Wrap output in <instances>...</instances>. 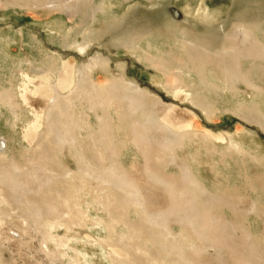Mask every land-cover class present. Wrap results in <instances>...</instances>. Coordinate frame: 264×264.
Here are the masks:
<instances>
[{
    "label": "rangeland",
    "instance_id": "obj_1",
    "mask_svg": "<svg viewBox=\"0 0 264 264\" xmlns=\"http://www.w3.org/2000/svg\"><path fill=\"white\" fill-rule=\"evenodd\" d=\"M94 3L98 6L103 4L107 9L99 10L97 18L86 17L85 8L88 4H85L84 8L80 10L67 14L60 10L46 11L44 8L19 6L0 0V93H6H4V98L0 97L2 100H0V264H73L69 256H80L81 264H114L115 261H112L114 255L111 254V251L118 250L127 257L130 254L128 252L132 249L149 251L151 254L148 257L149 261L144 264H259L261 254L264 252V246H262L264 245V162L258 165L257 162L250 161V158L246 156L245 162L242 163L239 154L233 156L232 160L229 158L226 162L221 160V155L226 151L227 145L234 139L239 140L264 160V127L255 121H249L238 110L239 105L251 104V101L255 100V94L243 80L236 82L235 91H226L221 93L222 96L212 92H202L200 90L203 86L201 79L193 69L190 53L186 52L181 41L191 38L200 40V44H203L201 46L204 47L212 44L211 48L210 46L206 47L209 51L213 46L216 48L215 45H219L220 48L224 43L236 46L234 36H231L234 34L236 23L264 24V0L91 1L93 6H95ZM175 26L185 28L186 32H180L179 28ZM175 29L177 30L175 31ZM144 30L155 33L153 37H156L154 38L157 42H154L156 46L167 47L169 55L173 53L175 60L172 69L163 71L146 58L147 51H144L141 44H137V40L142 37L141 34L144 35L142 33ZM177 33L180 35L187 33V38L178 37ZM156 34H160L161 37L158 38ZM171 34L172 36H169ZM197 42L195 41L196 44ZM153 53L156 51L153 50ZM254 57L246 56V60L243 61V70L248 76H252L248 78L257 88L261 89L257 93L262 96L260 100L264 112V61ZM60 64L66 65L71 70L70 83L65 88L66 91L62 89L64 92L58 91L61 88L56 87L58 78L55 71L60 69ZM212 70L209 72V78L221 85L223 81L219 71L214 68ZM84 72L90 77L89 81L93 85L95 84L94 86L98 85L99 88H104L113 84L114 80H116L114 83L121 81L135 90L139 94L138 97L142 96L141 98L144 97L150 101L152 99L157 106L163 109L169 106L167 110L173 108L183 112L191 121V137H195L187 140L185 146L187 148H175L171 152L172 154L166 156L168 161L164 162L154 158L155 154L152 149L149 150V148L137 144L134 141V136L129 129L127 131L123 123L121 124L123 131L118 129L121 117L120 115L116 117L115 109H111L109 114L108 112L103 114L102 108H90L86 103L78 104L75 101L77 109L75 108L72 112L74 119L69 131L72 134L75 131L74 135L78 139L80 137L83 139V136L84 139L81 144L65 142L62 145V152H57L59 163L66 168L64 170L72 172V176L74 172H80V160L92 171L98 170L108 177L119 179L123 184H127L128 181L135 182L136 187L131 182V186L127 185L126 195L140 198L141 205L139 203L136 207L131 204L130 198L126 199L127 201L122 198L124 201H120L122 204L119 203L117 211L113 208L110 209L109 204H116L113 196L100 197L102 202L100 198L97 199L92 187L85 186L83 191L81 190L82 192L75 193L76 196L82 198L79 201L81 219L67 221L66 224L64 223L65 225L63 222H56L51 218H42V222L39 215L41 212H47L49 202L37 199L35 193L38 192L40 185L50 182L55 175L48 170L43 171L37 177L38 181L28 183L29 186L25 194L36 198L38 202L34 209L39 214L34 217L25 216V212L11 199L10 191L3 181H5L7 172L13 171L14 166L17 165L23 170L31 166L32 153H35L38 145L43 142L48 130V116L52 112L53 101L57 97L64 99L69 95ZM180 75L182 76L180 77ZM39 79H43L45 89L50 91L48 98L41 96L36 90L37 85L34 82ZM183 81L186 84L190 83L187 84L190 86L183 91L180 88L177 89L182 93L169 87L171 85L181 87ZM197 88L198 90H195ZM195 91L205 94V96L203 95L204 101L206 100L205 104H214L215 110L202 111L201 106L191 100L196 94L198 95ZM41 98L44 102H41ZM34 100H40L39 105L35 106ZM8 101L10 102L8 103ZM162 105L167 107L164 108L165 106ZM101 114H103L102 118ZM105 115L114 119L116 129L105 130L106 128L101 123ZM34 120L38 125L33 122ZM99 125L101 126L99 127ZM75 126L76 128H74ZM103 133L104 136H100ZM109 134H111L110 138ZM111 136L114 137L112 141ZM102 139H106L107 142ZM124 139L125 141L122 142ZM95 140H98V143ZM103 143L104 145L107 143L106 147ZM110 145L117 148L119 146L118 154L116 151L108 149ZM214 150L217 151L214 152ZM111 151L114 155L110 154ZM102 158L103 160H100ZM157 159L158 161H156ZM188 164L194 171V175L185 173V170H189ZM246 171L252 178H255V181L257 180V192L246 191L243 188ZM57 179L68 178H62V175L59 174ZM196 179L207 189V192L200 190L199 184L194 182ZM92 182L94 183L93 180ZM235 188H239L238 191L243 193L242 196L240 195L241 197L237 196ZM180 189H182L181 194L177 193ZM84 191L88 193L85 195ZM117 192L126 196L125 192ZM207 193L215 194L221 198L220 209L211 206ZM140 195L142 196L140 197ZM254 197L258 198L259 206L254 204ZM168 199L174 200V203ZM246 199H249L248 203ZM83 200L85 203L83 202L84 205H81L83 203L80 202ZM252 203L253 207L250 206ZM37 206L40 208H36ZM23 214L24 216H22ZM158 217L168 219L170 225L162 227L148 222L155 221ZM37 221H39L38 224ZM192 222H196V225ZM43 228H46L45 231ZM48 228L50 229L48 230ZM162 229L164 230L162 231ZM212 232L221 234L222 241L225 242V246L221 247V256L212 250L209 240L206 239V237L209 239L212 236ZM246 232L251 237L246 235ZM46 236L51 239L48 242H43V238ZM164 238L169 240L167 248L161 246ZM115 239L116 241H113ZM111 240L113 244H111ZM170 243H175L176 247ZM58 253H68L69 256L63 259ZM121 253H118L119 256H122ZM184 256L188 259H184Z\"/></svg>",
    "mask_w": 264,
    "mask_h": 264
},
{
    "label": "bare ground",
    "instance_id": "obj_2",
    "mask_svg": "<svg viewBox=\"0 0 264 264\" xmlns=\"http://www.w3.org/2000/svg\"><path fill=\"white\" fill-rule=\"evenodd\" d=\"M4 1V0H3ZM6 2H10L12 4L15 5H19V6H28V7H37V8H44V10H60V11H64L65 13H72L73 11L76 10H80L82 8H84L85 4H88L87 7L85 8V15L88 18H94L97 15V12L99 10H105L106 7L102 4V6H98L95 3V6H93L91 4V1L94 0H5ZM129 1V0H128ZM11 6V5H10ZM14 6V5H13ZM103 8V9H102ZM107 10V9H106ZM59 11V12H60ZM81 12V11H80ZM105 12V11H104ZM79 13V12H78ZM106 13V12H105ZM103 14V13H102ZM75 15V14H74ZM77 15V14H76ZM70 16V15H69ZM198 16V15H197ZM76 17V16H75ZM97 18V17H96ZM199 18V17H198ZM201 19V18H200ZM92 20V19H91ZM95 20V19H94ZM98 20V19H97ZM245 20V19H244ZM254 21V20H252ZM256 21V20H255ZM259 21V20H257ZM261 21V20H260ZM87 22V21H86ZM96 22V21H95ZM239 22V21H238ZM264 22V21H263ZM92 23V22H91ZM245 23V22H244ZM244 23H236L235 25V29H234V34L231 36H234V44L236 43V46H233L232 44H226L224 43L220 48L219 45H215L216 48L213 46V48L209 51L207 50L206 47L208 46H212V44L210 45H206V47L201 46L203 44H200V40H195V39H191V38H187V33L185 34H178V37H185L187 39H184L185 41H181V45L185 48L186 52L190 53V56L192 58V67L193 69L197 72V74L199 75L200 79H201V83L203 84V86H201L200 90L204 93L206 92H212L216 94H221L224 93L226 91H235V85L236 82L239 80H243L244 83L247 84V87L250 88L251 91H253V93L255 94V100L251 101L252 103H246V104H242L239 105L238 102L237 104L239 105V112L242 113L245 118L255 121L257 123H259L260 125H262V127H264V112L262 110L263 107H261V100L260 98H262V96L258 95V90H261L260 88H257V86L255 84L252 83V81L250 80V78H248L251 75H247L244 70H243V66H244V59L246 58V56L248 55H252L255 57H258L259 59L264 61V24H258V23H248V24H244ZM172 27V26H169ZM176 28H179L180 32H186L185 28H181L180 26H175ZM184 27V26H183ZM177 29H175L176 31ZM169 31V30H167ZM174 32V31H173ZM183 32V33H184ZM144 33L141 34L140 39H138L137 44H141L140 46L143 47L144 51H147V59L150 60L153 64L159 66L163 71H167L172 69L173 66V61L175 60V56H173L171 53L169 55V49L167 47L163 48L162 46H156L155 42L156 40H154L153 35L155 33H151L148 32V30H144ZM162 33V32H161ZM136 35V33H134ZM134 35V36H135ZM159 37L160 34H156ZM133 37V35H130ZM129 36V37H130ZM169 36H172L169 35ZM168 37V36H167ZM177 37V38H178ZM175 38V37H174ZM176 38V39H177ZM2 39V38H1ZM232 39V38H231ZM158 40V39H157ZM194 40V41H193ZM125 41V40H124ZM127 41V40H126ZM195 41H198L197 44L195 43ZM128 42V41H127ZM155 42V43H154ZM159 42V41H158ZM178 42V40H177ZM129 43V42H128ZM168 43V42H167ZM170 43V42H169ZM176 43V42H175ZM199 43V44H198ZM202 43V42H201ZM127 44V43H126ZM160 44V43H159ZM180 44V43H179ZM206 44V43H205ZM161 45V44H160ZM167 45V44H166ZM130 46V45H129ZM139 46V45H138ZM172 46V45H171ZM210 46V48H211ZM131 47V46H130ZM173 47V46H172ZM171 47V48H172ZM181 47V46H178ZM175 47V48H178ZM162 48V49H161ZM182 48V47H181ZM135 49V47H134ZM133 49V50H134ZM139 49V48H138ZM137 49V50H138ZM156 51V53H153V50ZM140 50V49H139ZM171 50V49H170ZM173 50V49H172ZM136 51V50H135ZM143 51V50H142ZM140 51V52H142ZM143 51V53H144ZM158 52V53H157ZM179 54V53H178ZM183 54V53H182ZM181 54V55H182ZM177 55V53H176ZM184 56V55H183ZM182 56V57H183ZM189 56V57H190ZM180 57V56H179ZM254 57V58H255ZM248 58V57H247ZM250 58V57H249ZM256 58V59H258ZM246 60V59H245ZM182 61V60H181ZM149 62V61H148ZM184 62V59H183ZM188 62V61H187ZM91 63V62H90ZM98 63V62H97ZM100 63V62H99ZM177 63V62H176ZM253 63V62H252ZM255 63V62H254ZM52 64V63H51ZM261 64V63H260ZM61 65V64H60ZM183 65V63H182ZM248 65V64H247ZM178 66V65H177ZM258 66V65H257ZM260 66V65H259ZM48 67V66H47ZM54 67V66H53ZM156 67V66H155ZM180 67V66H179ZM184 67V66H183ZM191 67V68H192ZM246 67V66H245ZM244 67V68H245ZM264 67V66H263ZM157 68V67H156ZM185 68V67H184ZM216 69L217 71H219L220 75H221V79H222V84L219 85L217 83H215L214 81H212L209 78V72L212 69ZM48 69V68H47ZM175 69V68H173ZM259 69V68H258ZM262 68H260L259 70H261ZM50 70V69H49ZM48 70V71H49ZM52 70V69H51ZM50 70V71H51ZM54 71V70H53ZM179 71V69H178ZM192 71V70H191ZM247 71V70H246ZM254 71V70H253ZM160 72V71H159ZM175 72V70H174ZM181 72V71H180ZM213 72V70H212ZM215 72V71H214ZM213 72V73H214ZM161 73V72H160ZM182 73V72H181ZM257 73V72H256ZM264 73V72H263ZM55 74L58 78L57 85L56 87L61 88L58 89L61 90V92L69 86L70 83V78H71V70L70 68H68L66 65H61L60 69H56ZM54 74V75H55ZM171 74V73H170ZM183 74V73H182ZM216 74V73H214ZM218 74V73H217ZM250 74V73H249ZM53 75V76H54ZM174 75V74H173ZM213 75V74H212ZM264 75V74H263ZM167 76V75H166ZM169 76V75H168ZM177 76V75H176ZM182 75H180L181 77ZM192 76V75H190ZM189 76V77H190ZM216 76V75H215ZM73 77V76H72ZM173 77V76H172ZM252 77V76H251ZM89 76L87 75L86 72H84L81 77L79 78L78 82L76 85H74L73 90L71 91V93L67 96L64 97V99H61V97H57L55 98V100L52 103V112L51 114H49L48 116V130L45 133V137L44 140L41 144L38 145L37 150L35 151V153L33 154V161L31 162V166L25 170L19 168L17 165L14 166L13 171L12 172H7V176L5 177V181H3V183L5 184L6 188L10 191V197L13 200V202L15 201L20 208L22 209V211L25 212V216L28 215V217H34L37 216L39 213L35 212L34 206L38 205L37 203V199H40L42 201H46L49 202L47 205V212H41L39 217L40 220L43 222L42 218H47V219H54L56 222H63V224L67 223V221H73L76 219H81L80 215L81 211H80V207H79V201L82 200V198L79 196H76V192L77 191H83V189L85 188V186H89L92 187L91 189L93 190V193L97 195V199L101 198H109V196H113L115 199V203L116 204H109V208L110 209H114L117 211V209L119 208V203L122 204V202L120 201H124L122 198L125 199V201L130 200L132 201L131 204H134L137 207V204L140 203L141 199L137 198L136 196H130L128 197L127 194V189L128 186L130 185V182L128 181L127 184H123L121 183V181L119 179L113 178V177H108L105 173H101L98 170L97 171H92L90 169V167H88L87 165L83 164V162H80V168L78 174L77 172H74L73 176H72V172H67L64 166H61V164L59 163V159L57 156V152H62V148H63V144L65 142L71 141L74 144L76 142H79V144L82 143L83 139L82 137H80V139H78V137H76L74 135V133L72 134L69 130L70 129V125L71 122H73L74 119V115H73V111L75 110V108L77 106H75L76 104L74 103L75 101L78 102V104H84L86 103L88 106L94 107V108H102L103 109V114L106 112H108V114L110 113L111 109H115V114L116 117H118L117 115H120V128L121 129V124L123 123L124 127L130 130L131 134L134 136V141L140 145H143L144 147H146L147 149L149 148L153 150L154 154V158H158L159 160H163L164 162L168 161L166 159V156L169 154H172L171 152L174 151L175 148H179V147H185L186 146V142L187 140L189 141L190 138H194L195 136H192V132L191 130V126L188 116H186L183 112L177 111L173 108H169V110H167V106L162 105L164 108L163 109L159 106L156 105V103L154 101H150V99L147 98H141L142 96H139V94L136 93L135 90L131 89L130 86L124 82L121 81H117L113 84H110V86L108 85V87H104V88H99L98 85L94 86L90 81H89ZM169 78V77H168ZM167 78V79H168ZM178 78V76H177ZM184 78V77H183ZM44 79V78H43ZM43 79H39L37 81L34 82L35 85H37L36 90H38V92L40 93L41 96L43 97H47L50 94V91L45 89L44 87V83H43ZM166 79V81H167ZM170 79V78H169ZM218 79V78H216ZM47 81V79H44ZM120 80V79H119ZM178 80V79H177ZM195 80V79H194ZM193 80V81H194ZM219 80V79H218ZM72 81V80H71ZM220 81V80H219ZM170 82V81H169ZM180 82V81H179ZM195 82V81H194ZM217 82V81H216ZM178 83V82H177ZM168 84V83H166ZM171 84V83H169ZM181 84V83H180ZM190 84V83H187ZM184 81L181 84V87H178L176 85H171L169 86L171 89L173 88L174 90L180 88L182 91L183 89H185L186 87H189ZM193 84V83H191ZM166 86V85H165ZM168 86V85H167ZM194 86V85H193ZM197 86V85H196ZM261 86V85H260ZM168 87V88H169ZM200 87V86H199ZM198 87V88H199ZM237 87V86H236ZM164 88V87H163ZM193 88V87H191ZM195 89V90H198ZM167 89V88H165ZM10 90V89H9ZM12 90V89H11ZM66 91V89H65ZM179 93V90H177ZM191 91V89H190ZM13 92V91H12ZM16 92V91H15ZM14 92V93H15ZM60 92V93H61ZM176 92V91H175ZM187 92V91H186ZM197 92V91H195ZM4 93H0V97L4 98ZM189 93V92H188ZM198 93V92H197ZM201 93V92H200ZM198 93V95L196 94V96H191L193 97L191 100H193V102L197 103L198 105L201 106L202 111L205 112H211L213 110H215L214 108V104L211 103H207L205 104L206 100L204 101L203 99V95L205 96V94H200ZM229 93V92H228ZM236 93V92H235ZM6 94V93H5ZM12 94V93H11ZM172 94V93H170ZM176 94V93H175ZM192 94V95H195ZM237 94V93H236ZM173 95V94H172ZM181 95V94H180ZM186 95V94H184ZM235 95V94H234ZM17 96V95H16ZM25 96V95H24ZM40 96V97H41ZM177 96V95H176ZM183 96V95H182ZM222 96V94H221ZM254 97V95H252ZM14 97V96H13ZM188 97V96H187ZM187 97H185L187 99ZM224 97V96H223ZM17 98V97H16ZM48 98V97H47ZM190 98V97H189ZM206 98V97H205ZM211 98V97H210ZM220 98V97H219ZM231 98H233L231 96ZM239 98V97H238ZM251 98V97H250ZM43 101V98H41ZM40 99V100H41ZM1 100V99H0ZM12 100V99H11ZM14 100V99H13ZM23 100V99H22ZM40 100L35 101V106L39 105ZM45 100V99H44ZM154 100V99H153ZM210 100V99H209ZM213 100V99H212ZM211 100V101H212ZM215 100V99H214ZM221 100V99H220ZM227 100V99H226ZM225 100V101H226ZM2 101V100H1ZM6 101V100H5ZM228 101V100H227ZM230 101V100H229ZM234 101V100H232ZM246 101V100H245ZM4 102V101H3ZM7 102V101H6ZM10 101H8L9 103ZM241 102V101H239ZM192 103V102H191ZM215 103V101H214ZM217 103V102H216ZM225 103V102H224ZM234 103V102H233ZM193 104V103H192ZM227 104V103H226ZM17 105V104H15ZM43 105V104H42ZM197 105V106H198ZM18 106V105H17ZM34 106V107H35ZM44 106V105H43ZM233 106V104H232ZM230 105V107H232ZM21 107V106H20ZM216 107V104H215ZM226 107V106H225ZM83 108V107H82ZM88 108V107H87ZM144 110H141V109ZM228 108V106H227ZM233 108V107H232ZM77 109V108H76ZM16 110V109H15ZM79 110V109H78ZM83 110V109H82ZM96 110V109H94ZM99 110V109H97ZM217 110V109H216ZM244 110H246L247 112H245ZM218 111V110H217ZM40 112V111H38ZM50 112V111H49ZM102 112V111H101ZM117 112V113H116ZM81 113V112H80ZM84 113V112H83ZM95 113V112H94ZM114 113V112H113ZM215 113V111H214ZM48 114V112H47ZM82 114V113H81ZM101 114V118L103 117ZM239 114V113H238ZM113 115V114H112ZM111 115V116H112ZM208 115V114H207ZM96 116V115H94ZM114 116V115H113ZM36 117V116H35ZM82 117V115H81ZM191 117V116H190ZM242 117V116H241ZM37 118V117H36ZM100 118V120H101ZM18 119V118H17ZM39 119V118H38ZM46 119V118H45ZM79 120V119H78ZM81 120V119H80ZM39 121V120H38ZM83 121V120H82ZM98 121V120H97ZM35 122V120L33 121ZM36 123V122H35ZM75 123V122H74ZM80 123H83L80 121ZM101 123L103 124V126L106 128H104L105 130H112V129H116L117 126L115 124V121L113 118H111L110 116H104V118L102 119ZM37 124V123H36ZM78 124V123H77ZM76 124V125H77ZM92 124V123H91ZM97 124V123H96ZM99 124V121H98ZM118 124V123H117ZM38 125V124H37ZM86 125V124H85ZM119 125V124H118ZM80 126V124L78 125V127ZM84 126V125H83ZM101 125H99L100 127ZM93 127V126H92ZM35 128V127H34ZM76 128V126L74 127ZM80 129V128H79ZM101 129V128H100ZM78 130V129H77ZM123 131V129H121ZM46 131V130H45ZM98 131V129H97ZM102 131V130H100ZM125 131V130H124ZM31 132V131H30ZM103 132V131H102ZM121 132V131H119ZM81 133V132H80ZM96 133V132H95ZM99 133V132H98ZM107 133V131H106ZM33 134V133H31ZM35 134V133H34ZM97 134V133H96ZM121 134V133H120ZM130 134V133H129ZM92 135V134H91ZM104 136L103 134H100V136ZM109 134V138H110ZM113 135V134H112ZM131 135V136H132ZM194 135V134H193ZM196 135V134H195ZM26 136H28L26 134ZM78 136V134H77ZM93 136V135H92ZM120 136V135H119ZM29 137V136H28ZM43 137V135H42ZM86 137V136H85ZM107 137V136H105ZM32 138V137H31ZM95 138V137H94ZM99 138V137H98ZM112 138V136H111ZM114 138V137H113ZM113 138L111 139V141L113 140ZM120 138V137H119ZM118 138V139H119ZM130 138V137H129ZM210 138V137H208ZM27 139V138H26ZM30 139V137L28 138ZM41 139V138H40ZM87 139V137H86ZM108 139V138H107ZM214 139V138H213ZM31 140V139H30ZM29 140V141H30ZM77 140V141H76ZM103 140V139H102ZM106 139H104V142ZM116 140V139H115ZM86 141V140H85ZM89 141V140H88ZM91 141V140H90ZM96 142L98 140H95ZM94 141V142H95ZM100 138H99V142H100ZM117 141H121V140H117ZM124 140H122V142H124ZM133 141V139H132ZM208 141V140H207ZM212 141V140H210ZM192 142V141H191ZM190 142V143H191ZM88 143V142H86ZM91 143V142H90ZM98 143V142H97ZM134 143V142H133ZM206 143V142H205ZM213 143V141H212ZM83 144H85L83 142ZM92 144V143H91ZM94 144V143H93ZM107 144V143H106ZM106 144L103 145L106 147ZM192 144V143H191ZM196 144V143H195ZM98 145V144H97ZM101 145V144H100ZM121 145V144H120ZM139 145V146H140ZM67 146V145H66ZM81 146V145H80ZM87 146V144H86ZM85 146V147H86ZM99 146V145H98ZM122 146V145H121ZM125 146V145H124ZM203 146V145H202ZM212 146V145H211ZM214 146V145H213ZM224 146V145H223ZM246 145H243L241 142L236 141L235 139L229 142V145H227V149L226 151L221 155V160L222 162H226L227 158L231 159L234 158L233 156L239 154L242 158V163L245 162V158L246 156L250 158V161H254V163H258V165L262 162H264V160H262L258 155H256L253 151H251L249 148L245 147ZM101 147V146H99ZM207 147V146H206ZM216 147V146H214ZM66 148V147H65ZM79 148V147H78ZM93 148V147H92ZM89 148V149H92ZM119 148V146H118ZM117 147H113L112 145H110V147L108 149L112 150L113 152H117L118 154V149ZM122 148V147H121ZM138 148V147H137ZM141 148V147H140ZM187 148V147H185ZM189 148V147H188ZM209 148V147H208ZM207 148V149H208ZM80 149V148H79ZM88 149V148H87ZM146 149V150H147ZM184 149V148H183ZM211 150V148H209ZM214 149V148H213ZM222 149V147H221ZM220 149V150H221ZM86 150V149H85ZM103 150V149H102ZM105 150V149H104ZM121 150V149H120ZM144 150V149H141ZM151 150V153H152ZM182 150V149H181ZM209 150V152H210ZM225 150V149H224ZM90 151V150H88ZM93 151V150H92ZM112 151L110 154H112ZM217 150H214V152ZM219 151V150H218ZM223 151V150H222ZM64 152V151H63ZM220 152V151H219ZM91 153V152H90ZM150 153V155H151ZM177 153V151H176ZM211 153V152H210ZM221 153V152H220ZM62 154V153H61ZM71 154V153H70ZM96 154V153H95ZM101 154V153H99ZM105 154V152H104ZM116 154V155H117ZM143 154V153H142ZM106 155V154H105ZM114 155V153L112 154ZM215 155V153H214ZM62 156V155H61ZM120 156V155H119ZM149 156V155H148ZM156 156V157H155ZM5 157V156H4ZM145 157V155H144ZM151 157V156H150ZM219 157V156H218ZM105 159V158H104ZM111 159V158H110ZM158 159L156 161H158ZM177 159V158H176ZM240 159V158H239ZM100 160H103L100 159ZM106 160V159H105ZM186 160V159H185ZM190 160V157H189ZM232 160V159H231ZM235 160V159H234ZM109 161V160H108ZM111 161V160H110ZM155 161V162H156ZM220 161V160H219ZM237 161V160H236ZM239 161V160H238ZM61 162V161H60ZM87 162V161H86ZM91 162V161H90ZM113 162V161H112ZM187 162V161H186ZM185 162V163H186ZM228 163V162H227ZM249 163V162H248ZM107 164V163H106ZM110 164V163H109ZM154 164V163H153ZM172 164V163H171ZM175 164V163H174ZM191 164V162H190ZM190 164H188L189 170H185V173L188 175L189 173H192L194 175V171H192V168L190 167ZM222 164V163H221ZM234 164V163H233ZM247 164V163H246ZM115 165V164H114ZM120 165V164H119ZM169 165V164H168ZM226 165V164H225ZM243 165V164H242ZM257 165V166H258ZM264 165V164H263ZM79 166V165H78ZM228 166V165H227ZM230 166V165H229ZM232 166V165H231ZM248 166V165H245ZM120 167V166H119ZM18 168L20 169V171L18 170ZM114 168V167H113ZM163 168V166H162ZM119 169V168H118ZM164 169V168H163ZM50 171L51 173H53V178L51 179L50 182L45 183V185H40V188L38 190L37 193H35L36 198L34 197H29L27 196L25 193L27 191V187L29 186L28 183H33L38 181L37 177L39 176V174L43 171ZM114 170V169H113ZM60 171H63V173H60ZM65 171V172H64ZM74 171V170H73ZM115 171V170H114ZM118 172V170H117ZM71 173V174H70ZM245 184L243 185V188L248 191V190H252L253 192H257L258 190V186L257 183L255 181V178H252V176H250L249 174H247L248 172H245ZM61 174L62 178L66 177L68 179H64V180H60L57 179V176ZM196 174V173H195ZM158 176V174H157ZM128 177H130V175H128ZM132 179V178H131ZM160 179V177H159ZM164 180V178H161V180ZM92 180L94 181V183L92 182ZM116 180V181H115ZM120 181V182H117ZM133 181V179H132ZM196 184H199V188H201L200 190L202 191H206L207 189L201 184L199 183V181L196 179L194 181ZM134 186H135V182H131ZM188 183V182H187ZM27 184V185H25ZM138 185V184H137ZM177 185V184H176ZM179 185V184H178ZM191 185V184H189ZM180 186V185H179ZM193 186V185H192ZM197 186V185H196ZM86 187V188H87ZM136 187V186H135ZM187 187V186H186ZM190 188V187H189ZM88 189V188H87ZM177 189V188H176ZM239 188H235L234 191L237 192V196L241 197L243 195V193H240L238 191ZM86 190V189H85ZM121 190V191H120ZM182 189H180V191H177V193L179 192V194L182 193L181 191ZM196 190V189H195ZM233 190V188H232ZM240 190V189H239ZM81 191V192H82ZM88 191V190H87ZM117 191L119 192H125V197L124 195H121V193L119 194ZM198 191V190H197ZM196 191V192H197ZM233 191V192H234ZM85 192V191H84ZM91 192V191H90ZM188 192V191H187ZM88 192H85V195ZM189 193V192H188ZM199 193V192H197ZM80 194V193H79ZM78 194V195H79ZM140 194V193H139ZM209 194V193H207ZM235 194V193H234ZM254 194V193H253ZM121 195V196H119ZM199 195V194H198ZM203 195L205 196V194L203 193ZM236 195V194H235ZM241 195V196H240ZM123 196V197H122ZM142 195H140L141 197ZM200 196V195H199ZM208 196V195H207ZM206 196V197H207ZM112 197V198H113ZM205 197V198H206ZM236 197V196H235ZM234 197V198H235ZM100 198V200L103 202V200ZM111 198V199H112ZM175 198V197H174ZM208 198V197H207ZM255 200L254 204L256 203L257 205L259 204V201L257 200L258 198L254 197ZM85 199V197H84ZM127 199V200H126ZM148 199V198H146ZM151 199V198H150ZM198 199V198H197ZM231 199V198H230ZM236 199V198H235ZM96 200V199H94ZM152 200V199H151ZM168 200H172V199H168ZM176 200V199H175ZM201 200V199H199ZM226 200V199H225ZM249 199H246V202L248 203L249 201H247ZM105 201V200H104ZM111 201V200H110ZM148 201H150L148 199ZM174 203V200H172ZM181 201V200H180ZM209 201L211 203V206L213 208L219 207V205H221V198H219V196L210 193L209 194ZM238 201V200H237ZM245 201V200H243ZM84 200L80 203H83ZM151 202V201H150ZM149 202V203H150ZM170 202V201H169ZM176 202V201H175ZM199 202V201H198ZM85 203V202H84ZM81 204V205H84ZM148 203V202H147ZM225 203V202H224ZM244 203V202H243ZM242 203V204H243ZM100 205V203H98ZM235 204V203H234ZM104 206H106L103 203ZM141 205V203H140ZM223 205V204H222ZM229 205V204H227ZM101 206V205H100ZM103 206V207H104ZM224 206V205H223ZM251 207H253V203L250 205ZM259 206V205H258ZM133 207V208H136ZM197 207V206H196ZM36 208H40V206H37ZM108 208V209H109ZM193 208V207H192ZM244 209V207H242ZM250 208V207H249ZM106 209V208H105ZM109 209V210H110ZM137 209V208H136ZM195 209V208H194ZM220 209V207H219ZM237 209V208H236ZM249 210V209H248ZM252 210V209H251ZM83 211V210H82ZM111 211V210H110ZM217 211V210H216ZM220 212V210H218ZM216 213V212H215ZM257 213V212H256ZM118 214V212H117ZM214 214V213H213ZM237 214V213H235ZM258 214V213H257ZM86 214L84 213V216ZM120 215V214H119ZM24 216V214L22 215ZM116 217V215H114ZM170 216V215H169ZM223 216V215H222ZM49 217V218H48ZM166 217V216H165ZM195 217V216H194ZM217 218V217H216ZM242 218V216H241ZM245 220V217H243ZM115 219V218H114ZM203 219V218H202ZM39 220V221H40ZM90 220V219H89ZM157 220V221H156ZM155 221H148L150 224L152 225H159L162 227L168 226L170 225L168 219H165L164 217H158L156 218ZM37 221V224L38 222ZM40 221V222H41ZM45 221V220H44ZM48 223V220H46ZM112 221V220H111ZM116 221V220H115ZM223 221V220H222ZM50 222V221H49ZM76 222V221H75ZM80 222V221H79ZM114 222V221H113ZM217 222V221H216ZM226 222V221H225ZM45 222V224H47ZM74 223V222H73ZM72 223V224H73ZM82 223V222H81ZM115 223V222H114ZM119 223V222H118ZM194 223V222H192ZM222 223V222H221ZM36 224V226H37ZM44 224V225H45ZM64 224V225H65ZM196 225V222L194 223ZM227 224V222H226ZM48 225V224H47ZM62 225V224H61ZM82 225V224H81ZM84 225V224H83ZM116 225V223H115ZM242 226V224H241ZM244 226V224H243ZM44 227V226H43ZM65 227V226H64ZM195 227V226H194ZM236 227V226H235ZM40 228V226H39ZM113 228V227H112ZM116 228V227H115ZM44 229V228H43ZM46 229V228H45ZM44 229V231H45ZM50 228H48L49 230ZM246 229V228H245ZM249 229V228H248ZM111 230V229H110ZM164 229H162L163 231ZM151 231V230H150ZM249 231V230H248ZM160 232V231H159ZM221 232V230H220ZM47 233V231H46ZM152 233V231H151ZM172 233V232H171ZM211 233V231H210ZM157 234V233H156ZM218 234V233H217ZM216 233L213 234L212 232V236L208 239L206 237L207 240H209L210 244H211V248H213L212 250L215 251L218 255H222V250L221 247L225 246V242L222 241V237L221 234L217 235ZM153 235V234H152ZM158 235H161L158 233ZM173 235V234H172ZM210 235V234H209ZM246 235H249L251 237V235L249 233L246 232ZM156 236V235H155ZM177 237V236H176ZM40 239V238H39ZM51 239L50 237H45L43 238V242H48V240ZM68 239V238H67ZM250 239V238H249ZM252 239V238H251ZM60 240V239H58ZM57 240V241H58ZM72 240V238H71ZM70 240V243H71ZM123 240V239H122ZM61 241V240H60ZM64 240H62L63 242ZM113 241H116L113 240ZM113 241L111 240L110 242H112L111 244H113ZM156 241V240H155ZM250 241V240H249ZM255 241V240H254ZM257 241V240H256ZM125 242V241H124ZM253 242V241H251ZM250 242V243H251ZM64 243H66V241H64ZM68 244V242H67ZM172 244L173 247H176L175 243H170ZM258 244V243H257ZM261 244V243H260ZM115 245V244H114ZM128 245V244H127ZM167 245H169V240L165 239L163 240V242L161 243L162 247L167 248ZM253 245V243H252ZM255 245V244H254ZM256 246V245H255ZM261 246V245H260ZM264 246V245H262ZM56 247V246H55ZM64 247V246H62ZM121 247V246H119ZM136 247V246H135ZM200 248V247H199ZM64 249V248H63ZM123 249V248H122ZM125 249V248H124ZM123 249V250H124ZM203 249V248H202ZM255 250V249H254ZM259 250V249H258ZM63 251V250H61ZM126 251L127 248H126ZM235 252V251H234ZM247 252V250H246ZM249 252V251H248ZM118 250L116 251H111V254L114 255L112 256V261L114 260V264H144L145 262H148L149 259L148 257L151 255L149 254V251L146 250H141V249H137V250H133L129 251L128 253H130L127 257H125L123 255V253H121L122 256H119ZM233 253V252H232ZM250 253V252H249ZM60 257H62L63 259L66 256H69L68 253H58ZM81 255V254H80ZM259 255V254H258ZM124 256V257H123ZM182 256V255H181ZM246 256V255H245ZM82 257V256H81ZM175 257V256H174ZM173 257V258H174ZM177 257V256H176ZM244 257V256H242ZM69 258H71V261L73 262V264H81V258L80 256L78 257H72L69 256ZM187 257L184 256V259H186ZM261 260L259 262V264H261V262H263L264 264V252L261 254ZM177 259V258H176ZM188 259V258H187ZM69 260V259H68ZM191 260V259H190ZM189 260V261H190ZM83 261V260H82ZM86 261V260H85ZM175 262V261H174ZM180 262V261H178ZM183 262V261H182ZM220 262V261H219ZM221 263V262H220ZM72 264V263H71ZM86 264V263H85Z\"/></svg>",
    "mask_w": 264,
    "mask_h": 264
}]
</instances>
